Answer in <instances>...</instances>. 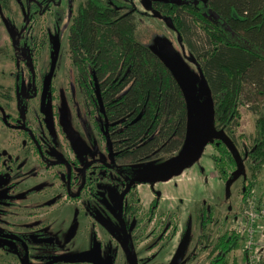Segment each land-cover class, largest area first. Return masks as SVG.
Here are the masks:
<instances>
[{
    "label": "trees",
    "instance_id": "16d2710c",
    "mask_svg": "<svg viewBox=\"0 0 264 264\" xmlns=\"http://www.w3.org/2000/svg\"><path fill=\"white\" fill-rule=\"evenodd\" d=\"M40 1L27 0L28 14L39 8ZM127 4L123 0L80 2L71 19L67 45L86 107L91 113L98 109L106 121L102 136L108 151L134 178L140 169L136 165L182 148L187 109L178 72L137 39L135 10ZM8 9V0H0V12ZM44 9L46 5L41 11ZM155 9L170 17L207 83L213 101L210 125L224 132L237 150L238 155L233 154L218 137H210L207 142L217 153L211 155L214 168L227 183L240 174L236 172L243 164L238 144L245 137L236 135L241 118L239 105L255 102L256 135L250 145H244L248 172L241 186L244 211L264 168V0L158 2ZM62 19L54 10L55 28ZM212 210L205 200L198 204L201 229L212 221ZM260 219L264 217H257L253 223L256 244L251 252L255 264L264 251V225L256 227ZM242 225L238 219L229 232L211 240L210 264H237L230 258L236 249L249 253L246 235L239 230ZM257 233L259 239L255 238ZM201 236L206 241L209 238L204 232Z\"/></svg>",
    "mask_w": 264,
    "mask_h": 264
},
{
    "label": "flooded vegetation",
    "instance_id": "af4514ba",
    "mask_svg": "<svg viewBox=\"0 0 264 264\" xmlns=\"http://www.w3.org/2000/svg\"><path fill=\"white\" fill-rule=\"evenodd\" d=\"M18 1L23 4L20 25L22 24L21 27L25 30L15 34L21 46L20 56L15 61L18 71L11 77L12 88L2 84L4 89L0 91V129L5 131L4 134L11 133V130L16 134L13 137L0 138V264H94L90 256L93 254L91 250L96 251L102 264H114L117 257L111 256L109 246L106 252H102L101 243L95 237L96 228L90 224L94 221L104 227L102 235L105 233L110 238L119 240L118 248L124 256L125 264H131L128 252L133 254L135 264H140L134 243L137 236L133 231L141 209L136 187L140 183L152 182L134 181V178L127 174L129 169L118 167L108 151L103 134L98 135L112 159L110 163L102 161L103 158L96 155L99 149L91 153L86 144L79 142L81 139L74 132L68 136L73 138L74 143L79 142V149L86 153L75 151L71 156L73 159L69 162L64 159L62 153L53 148L54 135L47 139L41 138V129L51 127L52 117L55 115L54 107L61 103H57V100L54 102L55 69L61 53L58 40L60 26L55 28L57 22L54 20V10L61 15L64 12L57 0H43L37 3L38 9L28 14L27 0ZM9 5L8 3V7ZM43 5H46V9L41 11ZM50 6H54L51 11ZM10 12L8 9L4 14ZM42 15L45 19L48 17L44 22V36L34 32ZM30 16L32 18H28ZM3 20L0 19L2 25L10 26L7 20V24ZM7 30L12 38L13 29ZM38 45L44 59L36 60L35 54L40 49ZM34 62H39L35 70ZM59 86L57 83L56 88ZM75 93L73 92L72 96L76 97ZM80 98L84 101L83 96ZM61 100L65 103L62 95ZM2 141L6 142L7 146H1ZM47 157L53 160H48ZM92 163L95 165L92 166ZM55 164L64 165L65 171L54 170ZM91 166L97 168L94 170ZM107 168L126 177L127 182L123 189L114 190L112 186H102L97 190V186L93 185L92 182L99 177H107V180L113 178L112 175H106ZM93 171L94 179L90 175ZM54 178H59V188L54 187ZM152 193L157 195L158 191L153 190ZM90 194L95 199L99 198L100 202L92 205ZM156 195L149 201L145 211H152L147 217L148 221L159 205ZM196 210L198 214V208ZM241 221L244 225L239 230L241 234H245L244 219L241 218ZM105 224L114 230L108 232ZM207 225L201 229L202 232L205 233ZM199 227L201 228V225ZM190 231V219L187 216L182 225L178 247L185 234H191ZM200 238L198 234V247L202 246ZM91 242L93 247H90ZM211 242L214 241L208 238L207 248L212 249ZM110 247L115 250L113 246ZM178 249L167 264H183L184 260L196 256L195 252L188 254L186 248L183 253H179ZM242 252L241 264H246L248 255L243 249ZM208 263L210 264V259Z\"/></svg>",
    "mask_w": 264,
    "mask_h": 264
},
{
    "label": "rangeland",
    "instance_id": "374dc122",
    "mask_svg": "<svg viewBox=\"0 0 264 264\" xmlns=\"http://www.w3.org/2000/svg\"><path fill=\"white\" fill-rule=\"evenodd\" d=\"M56 1V0H54ZM60 4V9L63 10L62 21L58 30V40L60 43V57L57 62L54 76V102L58 103L55 107V115L52 117L51 127L41 129L39 134L41 138L47 139L54 135L55 143L53 148L62 153L64 159L69 162L73 159L72 154L77 151L78 153H86L79 149V142L89 148L90 152L99 151L96 153L99 157L103 158L102 161L107 163L111 162L109 153L106 152L102 139H99L98 134H104L106 128V121L101 116L98 109L96 111L90 110V107H86L87 104L82 100L81 91L78 88L76 80H74L75 70L71 64L67 36L68 29L71 23L73 14L80 2L83 0H57ZM131 5V8L135 10L136 21L138 25L137 39L149 47L164 63H166L176 73V66L172 62V58L176 59L185 69L187 79L183 78L179 73L176 77L182 86L184 93V99L187 109V125H186V138L183 145L192 136L196 126L198 124L210 125L213 119V101L211 93L208 89L207 83L202 77L193 55L189 52V49L184 44L181 36L176 29L172 26L171 19L162 10H156L155 5L158 2H171V3H198L205 2L206 0H123ZM9 14L2 13L0 19H4L6 24L9 22L10 26L2 25L0 21V91L4 87L12 88L13 74L18 71L16 69V59L20 56L19 50H21L20 43L18 42V36L16 33H21L23 28L20 25V20L23 15V4L18 0H8ZM21 4V5H20ZM50 11L54 6L49 7ZM49 11V12H50ZM62 12V11H61ZM62 12V13H63ZM157 13V15H156ZM48 17H46L47 19ZM15 19V22L13 20ZM45 16L42 15L37 23V29H34L37 34L44 36L46 29L44 28ZM167 19L170 22H167ZM8 22H7V21ZM167 23V24H166ZM40 25V27H39ZM8 28L13 29L12 38L9 36ZM40 48V45L37 46ZM35 54L38 58L41 57V48L37 50ZM39 62H34L33 69L38 68ZM57 83L60 84L56 88ZM77 96H72V93ZM61 95L64 98L65 103L61 100ZM255 102H241L239 105L240 111V124L236 130V135L242 134L245 138L240 139L238 144V150L241 153L242 165L240 176L236 177L231 183L225 182L220 176L218 171L212 169L208 159H211L212 154H217L211 144H205L202 153L200 154L199 161H194L190 166H187L181 173L165 180L156 181L153 183L137 185L139 200L141 202V209L138 215L136 224L134 227L137 240L134 241L136 245L137 254L140 264H167L174 256L178 244L180 241V234L182 231V225L185 222L187 216L190 219V235L188 245L186 246L187 253L196 254L195 257L184 260L183 264H209L208 261L211 258L212 250L207 248V241L204 238H200L202 241V247L197 246L198 234L201 236V228L199 227V219L197 215L198 204L200 201L205 200L213 207L214 220L206 227L205 235H208L210 240H216L219 235L224 232H229L234 226H236V220L240 219L243 213L241 198V186L242 177L247 175L246 168V152L244 145H250L253 137L256 135V128L254 124L255 110L252 106ZM13 110V108H10ZM34 109L36 107L34 106ZM205 123V124H204ZM1 127V125H0ZM74 132L79 136L81 141L74 143L68 134ZM5 131L0 129L1 137H13L16 136L15 131L11 130V133L4 134ZM3 142V141H2ZM70 144V145H69ZM1 146H7L6 142H3ZM183 147V146H182ZM182 149V148H181ZM180 149V150H181ZM179 151L172 155L161 156L157 159L143 162L139 165V168L155 166L164 162L167 159L175 157L179 154ZM48 160H53L47 157ZM117 165L120 163L117 162ZM95 163H92V166ZM91 166V167H92ZM120 166V165H119ZM89 167V168H91ZM97 167H92V169ZM121 168V166H120ZM50 169V168H49ZM47 170V168L45 169ZM54 170L57 172H64L65 166L55 164ZM95 170V169H94ZM230 172L233 169H229ZM106 175H112L113 178L107 180V177H99L98 180L93 181V185L97 186V190L102 186H112L114 190L123 189L124 184L127 182L126 177L118 172L111 171L107 168ZM258 181L253 190V197L250 203L254 205L258 204L262 211H264V168L260 172ZM66 174V172H65ZM91 178L94 179L95 171L91 172ZM196 179V182H195ZM116 181V182H111ZM186 182L188 187L186 186ZM59 178H54V187L59 188L61 184ZM205 188V189H204ZM153 190L158 191L157 195H153ZM156 198L159 201L157 209L153 212V215L148 221L147 217L150 216L152 211L146 213L149 201L152 198ZM90 201L92 205L100 202L99 198L95 199L90 194ZM93 221V219H91ZM95 223V224H94ZM90 223L96 228V239L99 240L102 247V252L107 251L109 246V253L117 257L114 264H125L123 254L119 251V240L116 238H110L108 235L102 232L104 227L99 222L94 221ZM258 224L264 225V219L258 220ZM105 228L108 232L114 229L111 226L105 224ZM244 235V234H243ZM202 237V236H201ZM255 238L259 239L257 233ZM244 245V239L241 242ZM259 244V243H258ZM110 246H113V250ZM90 247H93L91 242ZM198 248V249H197ZM113 251V252H112ZM93 254L90 256L94 264H102V261L98 258L95 250H91ZM187 254V255H188ZM243 252L242 249H236L230 253V258L233 257L237 264L242 262ZM255 264V263H254ZM257 264H264V251L261 254V259L257 260Z\"/></svg>",
    "mask_w": 264,
    "mask_h": 264
},
{
    "label": "water",
    "instance_id": "95a60500",
    "mask_svg": "<svg viewBox=\"0 0 264 264\" xmlns=\"http://www.w3.org/2000/svg\"><path fill=\"white\" fill-rule=\"evenodd\" d=\"M167 22L169 23L170 20L167 19ZM172 62L176 66L175 68L179 73V75L187 79V74L183 66L176 59L172 58ZM210 137L220 138L233 152V154L235 155L237 154V150L233 146L230 139L224 134V132L216 131L211 125L198 124L192 136L187 140L186 144L183 145L182 149L180 150L177 156L167 159L164 162L159 163L155 166L140 168L137 172V175L134 177V181L136 180L138 182H152V183L156 181H165L171 178L172 176L181 173L184 168L190 166L195 160L199 158L200 154L202 153L203 147L205 146V144H208L207 142L209 141ZM238 174H239V170L236 172V175ZM188 232L185 234L184 239L182 240L180 246L178 247L179 253H183L187 246L189 239ZM124 247L126 248L125 245ZM128 256L131 264H135V260L133 259V254L128 252Z\"/></svg>",
    "mask_w": 264,
    "mask_h": 264
},
{
    "label": "built area",
    "instance_id": "2783aa9c",
    "mask_svg": "<svg viewBox=\"0 0 264 264\" xmlns=\"http://www.w3.org/2000/svg\"><path fill=\"white\" fill-rule=\"evenodd\" d=\"M264 217V211L260 210V212L257 211V205L253 203H248L247 208L243 211L241 218L244 219L245 222V235H246V241H245V246L246 249L248 250V256L247 260L248 262L246 264H254V255L251 252L252 251V246L256 244V241H254V228H253V223L255 222L257 217ZM262 225H256L257 228H262ZM255 227V228H256ZM259 243L258 245H260Z\"/></svg>",
    "mask_w": 264,
    "mask_h": 264
},
{
    "label": "crops",
    "instance_id": "0c3cea01",
    "mask_svg": "<svg viewBox=\"0 0 264 264\" xmlns=\"http://www.w3.org/2000/svg\"><path fill=\"white\" fill-rule=\"evenodd\" d=\"M199 159H200V157L196 160V161H199ZM209 160V163H210V167L212 168V169H214V166H213V162H212V160L211 159H208ZM173 177V176H172ZM195 182H196V179H195ZM186 186L188 187V185H187V182H186ZM205 189V188H204Z\"/></svg>",
    "mask_w": 264,
    "mask_h": 264
}]
</instances>
